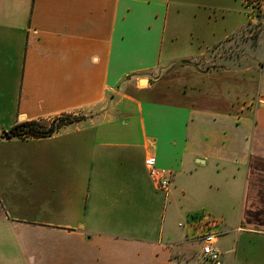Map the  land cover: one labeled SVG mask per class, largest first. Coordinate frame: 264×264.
Segmentation results:
<instances>
[{
	"label": "crops",
	"instance_id": "0c3cea01",
	"mask_svg": "<svg viewBox=\"0 0 264 264\" xmlns=\"http://www.w3.org/2000/svg\"><path fill=\"white\" fill-rule=\"evenodd\" d=\"M253 10L240 0H0V240L14 239L12 262L202 264L180 259L214 233L222 255L235 253L223 264H244L241 236L232 238L204 204L227 178L246 205L261 209L242 216L238 233L260 235L264 93L246 114L222 81L246 87L240 77L257 70L264 86V61L238 70L197 64L255 22ZM192 77L212 82L206 93L155 95L163 82L176 89ZM63 117L83 120L47 138L6 136L22 122L49 127ZM150 155L173 172L164 214L183 218V232L163 228L155 237ZM209 166L218 176L197 179ZM184 170L190 177L180 180ZM32 172L48 189L32 186ZM0 264L10 263L0 254Z\"/></svg>",
	"mask_w": 264,
	"mask_h": 264
},
{
	"label": "rangeland",
	"instance_id": "374dc122",
	"mask_svg": "<svg viewBox=\"0 0 264 264\" xmlns=\"http://www.w3.org/2000/svg\"><path fill=\"white\" fill-rule=\"evenodd\" d=\"M241 6L246 13H250L254 9L253 12L256 14V16L253 20L256 21L251 23L246 30L235 36L231 41L221 45L219 48H215L207 57L208 62H206V59L201 60L197 65L201 67L203 71L212 69L213 65L214 67L216 65H224V67L229 70H238V66H256V64L259 62L258 58L264 61V0H240V7ZM219 76H221V74ZM260 80L261 78L257 70L251 72L246 71L245 75L243 77L241 76L239 81L241 85H246V87H238L236 84H232V80L229 81V83L222 81V87L224 89V93L226 94L225 96L228 97L229 100L234 99L236 106L241 108L245 107L246 114H250L247 106L251 103V101L258 99L260 93H264V91L261 90V87L264 88V86L260 85ZM243 81H245V84H243ZM211 83L206 81V79L195 78L193 82L192 80H185L182 86L179 84L175 89L176 85H174V83L163 82L157 86L155 95H165L174 91H179L183 94V96L186 95L192 97L193 95H201L206 93V88L209 87ZM213 83L215 84V82ZM74 118L76 119L81 117ZM75 128L76 127L70 128L69 131L77 133ZM65 132L62 134H65ZM217 170V168H212L210 166L207 168L205 167L201 169L197 179H202L203 177L215 178L218 176ZM141 171L142 170L140 169L138 174L142 173ZM184 177H190L186 170H184L182 173L180 180H182ZM44 178V176L41 178L38 175H34L33 172L27 176V179L32 181V186H37V188H42L43 190L46 188L48 189V185ZM52 178L55 181H58L60 178H62V176L55 174ZM226 182L227 178H223L221 179L220 186L216 185L213 189H210V193L216 198L213 200L212 204H204V208L207 210L206 213L213 212L214 218L226 221V230L233 229L231 234L232 238L236 234L241 236V239L238 242V248L241 249L243 246L248 248L247 252L245 253V255L247 254L248 256H245V260L242 263L264 264V223L257 224L260 230V235H254L252 232L246 230H240L238 233L239 221L241 220L242 216L245 215V218L252 217L253 214H255V210L261 211V209L246 205L242 192L235 191L232 187L234 184ZM156 197L159 198V213L156 214L158 221L156 223L155 237L157 238V236L162 232L163 228L165 233L171 231L169 227H171L173 230H177L178 232H183L184 229L182 226H184L186 223L183 218L179 216L177 218H173L172 222H170V209L168 210L167 215L164 214L163 204H165L167 201L166 193L158 191ZM164 216L167 220L165 227L163 226ZM254 217L259 221L264 219L262 214H257V216ZM179 223H181L182 226H180ZM228 238L229 236L221 238L222 240L219 246L222 250L225 247V240ZM13 242L14 239L9 237L0 240V254L5 256V258L9 260L10 264H18L12 262L14 261L13 259L16 255L14 248L12 247ZM245 243L246 245H244ZM231 247H233V244ZM189 251L192 253V255L183 256V258L180 259L182 263H193L196 259H199L202 264H208L200 253L198 246L193 245L190 247ZM224 252L225 250L222 251V253ZM242 254L243 251L238 252L240 259L243 257ZM234 256V252L231 254H223V262L226 261V263H228L232 261Z\"/></svg>",
	"mask_w": 264,
	"mask_h": 264
},
{
	"label": "built area",
	"instance_id": "2783aa9c",
	"mask_svg": "<svg viewBox=\"0 0 264 264\" xmlns=\"http://www.w3.org/2000/svg\"><path fill=\"white\" fill-rule=\"evenodd\" d=\"M145 166L159 191L169 193L171 191L174 175L167 169L158 167V159L156 156L150 155ZM218 234L209 233L200 238L201 254L208 264H223L222 252L217 247Z\"/></svg>",
	"mask_w": 264,
	"mask_h": 264
},
{
	"label": "trees",
	"instance_id": "16d2710c",
	"mask_svg": "<svg viewBox=\"0 0 264 264\" xmlns=\"http://www.w3.org/2000/svg\"><path fill=\"white\" fill-rule=\"evenodd\" d=\"M82 118L63 117L55 120L49 127L37 121L22 122L7 133V138H47L53 136L59 129L67 124L80 122Z\"/></svg>",
	"mask_w": 264,
	"mask_h": 264
},
{
	"label": "water",
	"instance_id": "95a60500",
	"mask_svg": "<svg viewBox=\"0 0 264 264\" xmlns=\"http://www.w3.org/2000/svg\"><path fill=\"white\" fill-rule=\"evenodd\" d=\"M130 79V78H129ZM148 82V80H146V79H143V80H141V84H145V83H147ZM6 136H7V134H6Z\"/></svg>",
	"mask_w": 264,
	"mask_h": 264
}]
</instances>
